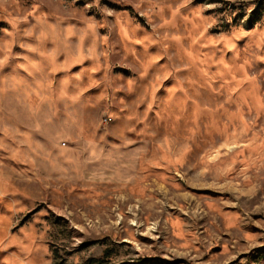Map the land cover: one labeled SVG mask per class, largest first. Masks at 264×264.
Masks as SVG:
<instances>
[{"label": "rangeland", "instance_id": "374dc122", "mask_svg": "<svg viewBox=\"0 0 264 264\" xmlns=\"http://www.w3.org/2000/svg\"><path fill=\"white\" fill-rule=\"evenodd\" d=\"M264 264V0H0V264Z\"/></svg>", "mask_w": 264, "mask_h": 264}, {"label": "trees", "instance_id": "16d2710c", "mask_svg": "<svg viewBox=\"0 0 264 264\" xmlns=\"http://www.w3.org/2000/svg\"><path fill=\"white\" fill-rule=\"evenodd\" d=\"M92 263V260L89 259L85 264H91Z\"/></svg>", "mask_w": 264, "mask_h": 264}]
</instances>
